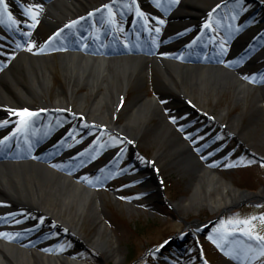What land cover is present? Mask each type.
<instances>
[{
	"label": "bare ground",
	"instance_id": "1",
	"mask_svg": "<svg viewBox=\"0 0 264 264\" xmlns=\"http://www.w3.org/2000/svg\"><path fill=\"white\" fill-rule=\"evenodd\" d=\"M222 2L225 1L183 0L162 25L164 37L173 36L174 43L162 47L154 57L92 55L81 51L36 55L25 50L18 53L0 71V116L9 122L8 126L19 127L21 118L13 115L12 110L19 112L27 109L39 113L31 118L30 123L40 127L38 135H47L50 131L51 134L48 137H34V141L45 150L50 148L53 152H61L60 155L47 157L44 162L0 161V218L7 216L0 226V233L6 234L0 235V264H93L79 260L72 252L48 253L44 250L45 244L57 239L61 234L60 230L66 229L82 236L86 205L94 195L89 184L82 180V174L77 171L81 160L89 156L88 145L92 144L93 137H88L85 148L72 150L73 143L66 147L68 144L65 140L75 128L72 119H76L77 124L84 123L91 128L114 131L136 147L144 133H156L154 141L160 149L151 160V165L140 173L142 177L130 179L133 183L142 184L144 189L161 188L158 159L172 156L175 167L193 176L190 184L193 192L187 200L188 204L194 201L206 202L211 210L217 211L244 198L260 197L259 193L237 190L213 169L198 161L190 147L198 142V138L191 139L198 128L189 127L188 121L184 119L185 115L180 113L187 111L185 109L203 110L197 98L205 95L216 98L219 93L230 88H233L235 94H239L237 96L245 94L248 84L239 78L238 72L221 65L185 63L168 56L175 47L191 41L190 38L187 40V36L185 40L182 38L186 33L188 35L192 29L201 31L199 23L205 21V14L221 10ZM105 5L112 6V13L107 9L98 11L104 9ZM136 6V0H53L44 5V23L46 28L53 30L56 24H69L73 21L81 23L84 18H91L98 23L105 19L104 15H109L108 18L111 16L108 19L110 23L117 14L125 11L127 13L122 17L128 22V31L131 26L140 27L136 22L139 12L135 9ZM90 13H95V16ZM189 21L195 22L192 29L186 27ZM113 27L110 30L116 32L115 25ZM41 36L39 30L30 45L41 41ZM209 36L217 41L218 37L209 32L204 35L203 41ZM195 37L196 34L191 39ZM234 38L233 52L244 49L243 35L236 33ZM241 45L243 46L238 49ZM263 56V51L255 55L256 58ZM56 58L60 63L63 81L54 89V101L51 103L48 98L58 77V69L54 64ZM150 72L156 82L155 87L153 91L144 94L140 88L149 80ZM82 88L86 90L79 94L78 91ZM132 88L136 92L124 104L125 97ZM172 105L181 107L170 109ZM58 112L65 113L70 124L66 126L67 130L55 135L56 127H46L45 122L50 115H54L59 119L54 125L59 128L64 119L55 114ZM121 114L123 120L120 122L118 120ZM172 117H175V122ZM171 124H175V129H172ZM3 126L5 125L1 127ZM115 154H109V161L116 158ZM60 159L68 161L74 172L59 170L57 163ZM108 166L111 167L110 162ZM102 169L103 167L97 170ZM132 173L131 171L129 174ZM147 179L150 181L147 182ZM180 204L183 203L178 202L176 206L179 207ZM97 223L96 233L86 242L95 249H101L109 241L102 237L105 229L96 215L92 224ZM48 226L58 229L59 233H53V230L36 232L43 231ZM20 230L30 235L35 234L36 237L44 235V238H41L42 242L37 246L28 241L9 242L7 236ZM180 240L177 239L174 243L180 244ZM110 249L113 250L112 247ZM179 251L181 249L177 253ZM99 263H102L101 259Z\"/></svg>",
	"mask_w": 264,
	"mask_h": 264
},
{
	"label": "rangeland",
	"instance_id": "2",
	"mask_svg": "<svg viewBox=\"0 0 264 264\" xmlns=\"http://www.w3.org/2000/svg\"><path fill=\"white\" fill-rule=\"evenodd\" d=\"M258 5L261 8H257ZM226 7H223L226 17L223 11H218L214 23L229 27L228 32L243 35L242 42L247 44V58L251 56L249 59L256 61L253 54L258 51L264 53V0H234L229 4V9ZM151 8L156 11L155 7ZM248 12L253 14L249 19L245 16ZM230 13L233 16L232 23L228 19ZM160 16L161 19L164 17L161 13ZM234 39L230 38L231 41ZM98 47L94 49L102 50ZM59 52L62 51L53 50L45 55H56ZM216 52L204 53L202 59L209 58L208 64L221 65L238 72L239 78L249 88L240 96L233 92V88L219 93L216 98L205 95L197 98L203 110L193 108L194 111L185 109L187 111L180 112L185 115L189 127L198 128L191 138H198L197 143L190 145L191 152L201 164L213 169L237 190L259 193L260 197L244 198L217 211L211 210L206 202L194 201L188 204L187 200L193 192L190 186L193 176L175 167L172 156L158 159L161 188L144 189L142 184L133 183L130 179L142 177L140 173L151 165V160L160 149L154 141L156 133H144L136 147L113 132L93 129L84 123L77 124V120L72 119L78 135L74 142L83 144V147L88 137H93L89 155L93 162L96 158V164L103 165L111 153H116V158L112 171L107 175L95 174L88 163L77 167L82 180L90 184L89 189L94 192L86 205L82 236L66 229L60 230L61 234L56 240L45 244L46 252H72L79 260L93 264H98L99 259L102 260L99 264H264V256L259 254L261 242L245 235L248 225L238 223L256 217L250 226L251 231L253 235L264 236V219H260L264 217V56L251 63H248L247 58L236 57L227 65L219 61L220 56ZM54 64L58 69V77L48 98L51 103L54 101V89L63 81L57 58ZM152 76L150 72L149 80L140 88L142 93L153 91L156 82ZM85 90L82 88L78 93ZM135 92L132 88L124 104L128 103ZM180 107L172 105L170 109ZM57 115L64 121L68 119L65 113ZM121 116L118 120L120 122L123 120ZM49 118L56 120L57 117L50 115ZM171 125L175 129V124ZM132 147L138 149L145 159L139 153L133 157ZM59 166V170L74 172L67 163ZM129 171L133 173L129 174ZM178 202L183 204L177 207ZM96 215L105 229L102 237L109 241L101 249H95L86 242L96 233L98 223L92 224ZM6 217L0 218V222ZM186 224H190L189 228ZM45 230L59 233L58 229L50 226ZM186 235L187 238L183 240ZM176 236L183 240L181 247L170 246L162 251L163 256L159 254L161 252L151 251L154 245L161 248ZM209 236L213 239L210 240ZM38 237L24 230L7 236L9 242L28 241L35 246L41 244L44 235ZM178 249H181L179 253Z\"/></svg>",
	"mask_w": 264,
	"mask_h": 264
},
{
	"label": "snow or ice",
	"instance_id": "3",
	"mask_svg": "<svg viewBox=\"0 0 264 264\" xmlns=\"http://www.w3.org/2000/svg\"><path fill=\"white\" fill-rule=\"evenodd\" d=\"M173 2H178V0H173ZM157 6H159V2L157 0ZM41 9V5L39 4H36L34 5L33 7H30L28 8L26 11L28 13V15H30L31 19L34 21V23L32 25H30V27H35V25L39 22L38 21V16H39V10ZM105 9H107L109 11V13H112V6L111 5H105L104 6V9H98V11L100 12H103ZM7 14V17H8V21L11 23V25L13 27H17L18 26V23L17 21L15 20V18L12 16V14L10 12H8V4L6 2V0H0V23L4 22L2 17L4 14ZM139 16L141 17H144L145 21H147V16L145 15V13L143 12H138L137 13ZM91 16H95V13H90ZM111 23H115L114 20L110 21ZM79 21H73L72 24L70 25H67V27L69 28H72V27H75L76 24H78ZM160 24H163L164 21L163 20H160L159 21ZM206 28H210L211 27V24H206L205 25ZM159 28H156L155 31L159 32ZM61 31H63V29H61ZM151 31V29H150ZM57 36L60 35V33H57L56 34ZM55 38V37H54ZM34 47V45H29V50H31V48ZM12 114L13 115H16V116H19L21 119L19 121V127H17L16 129V132H14L12 134V136H15L17 133H21V134H24L27 132V129L29 128L30 126V121H31V118L34 117V116H38L39 113H35V112H30L29 110L27 109H24L23 111H15V110H12ZM173 120V122H175V117H172L171 118ZM8 122L5 121L4 124L6 125ZM12 136L8 137L7 139H12ZM0 143H6V141L4 142H0ZM123 151V150H122ZM83 155V153L81 154ZM256 217H253L251 220H243V221H239L238 223L240 224H243V225H248L249 228L246 229L245 231V235H248L249 238L251 239H255L257 241H260L261 242V245H260V252L259 254L261 256H264V236H261V235H253L252 231H251V224H252V221L255 220ZM260 219H264V217H261ZM0 235H6L4 233H0ZM209 239L212 240L213 237L209 236ZM213 242L215 243V241L213 240ZM163 247V246H161Z\"/></svg>",
	"mask_w": 264,
	"mask_h": 264
}]
</instances>
